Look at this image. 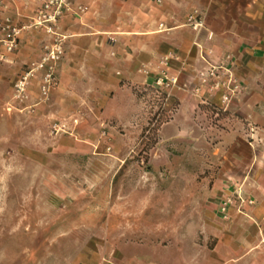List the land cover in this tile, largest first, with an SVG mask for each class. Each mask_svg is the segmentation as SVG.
Returning a JSON list of instances; mask_svg holds the SVG:
<instances>
[{
	"label": "rangeland",
	"instance_id": "374dc122",
	"mask_svg": "<svg viewBox=\"0 0 264 264\" xmlns=\"http://www.w3.org/2000/svg\"><path fill=\"white\" fill-rule=\"evenodd\" d=\"M58 34L63 54L46 95L48 64L39 66L53 37L43 30L22 31L0 64V264H219L225 243L239 238L238 227L227 229L235 192L264 154L248 146L260 126L257 102L243 112L232 106L245 90L237 56L209 54L192 71L168 52L160 59L171 69L123 80L105 101L94 92L98 79L80 85L63 73L68 37ZM210 66L229 69L242 88L228 106ZM163 73L175 84L156 85ZM27 74L24 99L13 100ZM228 199L232 217L223 220L218 209Z\"/></svg>",
	"mask_w": 264,
	"mask_h": 264
},
{
	"label": "crops",
	"instance_id": "0c3cea01",
	"mask_svg": "<svg viewBox=\"0 0 264 264\" xmlns=\"http://www.w3.org/2000/svg\"><path fill=\"white\" fill-rule=\"evenodd\" d=\"M69 2L71 12L60 20L59 29L68 37L61 69L73 82L83 85L84 78L98 79L101 89L95 94L112 101L111 91L123 89V80L139 83L142 74L170 65L160 59L168 52L178 54L179 68L192 71L205 66L209 54L212 59L234 54L245 90L232 106L243 112L248 103L257 102L260 126L250 129L248 146L264 148V0ZM32 6L31 0H16L7 5L5 15L23 25L34 14ZM25 42L24 36L20 44ZM251 163L254 173L240 183V192L255 204L242 213L232 212L234 217L229 211L233 221L227 229L238 227L239 238L235 244L225 243L229 250L218 258L219 264H264V154L255 155ZM249 229L256 231L255 238L248 237ZM218 247L217 241L215 250Z\"/></svg>",
	"mask_w": 264,
	"mask_h": 264
},
{
	"label": "built area",
	"instance_id": "2783aa9c",
	"mask_svg": "<svg viewBox=\"0 0 264 264\" xmlns=\"http://www.w3.org/2000/svg\"><path fill=\"white\" fill-rule=\"evenodd\" d=\"M16 0H0V62H6L7 57L13 55L18 48L19 34L24 30L34 29L43 30L49 36L53 37V43L47 48V52L43 57L42 63L48 64V72L43 80L41 87L43 95H46L51 87L55 86L54 78V66L60 60L63 54V42L65 37H62L59 33L60 20L68 13L71 12L69 0H31L35 5L34 14L29 18V23L26 25L16 26L5 15L7 5L13 3ZM167 59H164L161 63L166 64ZM30 74L25 75L21 81L15 85V93L13 100L22 101L25 97V84ZM207 76L212 78L215 82L213 90L223 89L220 101L228 106L231 101L237 97L242 88L240 84L233 78L229 69L223 67L210 66L207 72ZM176 78L163 73L162 76L157 79L156 85H174ZM236 193L238 200L237 211L242 213L243 206L253 207L254 202L244 199L240 193ZM231 205V200L221 202L219 206V214L223 219L228 218V211Z\"/></svg>",
	"mask_w": 264,
	"mask_h": 264
},
{
	"label": "trees",
	"instance_id": "16d2710c",
	"mask_svg": "<svg viewBox=\"0 0 264 264\" xmlns=\"http://www.w3.org/2000/svg\"><path fill=\"white\" fill-rule=\"evenodd\" d=\"M165 97V96H164Z\"/></svg>",
	"mask_w": 264,
	"mask_h": 264
}]
</instances>
